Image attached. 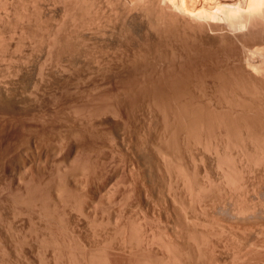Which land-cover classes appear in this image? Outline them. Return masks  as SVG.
Wrapping results in <instances>:
<instances>
[{"label": "rangeland", "instance_id": "374dc122", "mask_svg": "<svg viewBox=\"0 0 264 264\" xmlns=\"http://www.w3.org/2000/svg\"><path fill=\"white\" fill-rule=\"evenodd\" d=\"M248 2L247 0L245 5ZM262 3L254 0L247 5L248 8L250 7L253 10L249 8V11L247 10L246 12L242 11L246 7L244 4L240 5L245 6L244 8L241 7V11H239L240 6L237 5L239 6L237 8L238 11L237 9L233 10L235 14L232 16L228 15V24L223 27L226 24L223 21L222 28L220 27L222 22L218 24L220 28L218 26L216 28L218 31L221 29L219 32L216 28H211V30L202 31L201 35L199 33H196V35L191 33L184 34L182 33L183 29H179V26V31L182 29L178 34L181 40L174 41L175 39H172V34H170L172 41L169 35L166 36L169 37L170 40H168L171 42L166 43L168 45L164 44L167 42L165 41L167 38L165 37L164 39V36L162 39L151 42L150 40H142L138 36L132 37L130 35L123 41L111 38L110 40L113 41L111 42L108 38L106 43L98 45L96 50H91L87 53L91 61L86 59L85 54H76V56L83 55V59H86L91 65L97 58L101 60L99 62L101 66L96 65V67L98 66L97 68H100L99 71L94 63L91 68L93 72H96L92 73L90 71V74L89 70L91 68L84 61L80 62L75 59L76 63L72 64V66L70 63L65 64L66 72L64 71L62 74L56 72L57 78L56 73L52 74V67L50 69L49 65V70L48 67H45V70L47 69L46 72L49 71L48 75L44 70V74L47 77L42 83L43 85L40 84V67H42L46 57L43 43L38 40L40 42L36 45L44 49L41 48V50L39 49L40 51L33 50V52L29 50V42L25 40L24 43L22 41L21 45H18V47H23L21 49L17 48L18 35L10 40L12 50H16V53L14 51L10 53L14 55H12V58L14 57L13 59L19 63L15 61V64H13L7 59L4 62L5 65L0 62V70L7 72L9 71L8 67L11 65L9 67L13 71H9L11 75L22 65L20 62L23 60L22 58H27L26 56L31 52L33 56H30L33 59H29V69L24 70V72L29 73V77L25 81L23 80L24 83H22V87L24 86L23 89L26 91L23 102H29V105L25 106L28 110L25 107L23 108L24 110L19 107L17 109H0V118L1 115L3 116V119H0V127L4 128H0V264H163V262H165L164 264H238V262L239 264H264L263 231H259L260 228H258L257 224H249L248 222H244L245 224L241 222L240 224L239 222L238 225L237 222H233L229 217H226L229 215V213L227 214L228 208L233 207V204L236 205L235 202L237 201V203L241 202L239 206L244 205V202L246 205V199L248 201L247 204L251 203L252 200L256 202H252L253 204L260 205V201L264 203V199L261 200L264 198V188H262L264 179H255L261 176L264 177V164H262V172L260 173L259 168H261V165L259 164L260 166H258L255 159V161L252 160L254 162L252 165L248 163L250 167L247 165L245 167L242 164L246 160H243L242 156L237 155L243 162L240 167L238 164L241 162L239 163L238 157L233 155V153L235 155L239 153L237 152V147H240L239 149L241 147L244 149L247 145L250 147L248 142L245 145L244 142H241L242 139L245 142L247 141V138L245 140L247 131H250L248 135L250 133L253 136L252 139L257 137L261 138L259 141L263 139L262 145H264V0ZM259 7L262 11H258L260 10L258 9ZM54 9L57 10L55 11ZM54 9L53 12L51 9V13L49 11L48 15L44 13L47 18H43L44 21L47 20V23L43 21L44 24L50 22L49 25L51 26V24L55 23L52 22L53 18H59L60 7L54 6ZM49 13H53L52 18ZM50 18L52 21H50ZM226 20L225 22H227ZM14 22H11L10 25H14ZM41 26L45 29L47 25L41 24ZM43 29H41V32ZM176 31L178 32L177 29ZM41 32L38 33L39 36H41ZM175 34L177 33L175 32ZM178 35L175 38L179 40ZM195 36L197 37L195 38ZM198 37L201 38L199 39ZM192 39L197 41L193 42ZM182 40H184L183 43ZM130 41L135 43L133 44ZM123 42L127 44L125 45ZM172 43H177V45ZM118 45L120 47L123 46V49ZM127 45L130 46L128 47ZM37 46L35 47L36 49H38ZM167 46H172L175 49V54L171 52L173 51L172 47L167 48ZM116 48L119 49L117 50ZM138 49L141 52H145L141 53ZM155 49L157 52L159 50V52L157 53ZM93 51L96 52L97 57ZM102 52L104 53L103 55ZM92 53L96 59L91 55ZM114 53L116 54L113 55ZM155 53L160 54L158 56ZM143 54L146 57L149 55L148 57L152 59L150 60L147 57L149 60H146ZM122 55H125V57ZM115 56L117 59L120 58L118 59L120 62H117ZM133 56L138 58L135 59ZM33 60L36 61L34 62ZM31 61L32 63L34 62L33 65ZM128 61L134 65L126 66ZM84 63L87 67L83 66ZM73 65L76 66L74 67ZM123 65L128 67L129 71H123L127 69ZM4 66L6 67L5 69H3ZM14 66L16 69H14ZM135 66L137 69H133ZM72 67L76 70L82 67L84 70H88L86 72L79 70L81 73L77 71V74H75V71L71 73V71L75 70ZM101 67L105 71L109 69L112 71L114 68L115 70L113 71L118 75L112 73L113 71L109 75L107 71V75L105 73L103 76L105 71ZM129 67L133 68L130 69ZM116 68H122V70H117ZM155 68L160 73H154ZM101 70L103 72L98 76L97 74H100ZM82 71H84L83 74L85 75L82 74ZM69 72L71 79L68 75ZM126 72L131 75L126 74ZM175 72L176 74L178 73V78L175 77ZM66 73L65 78L63 74ZM78 74H82L83 78H80ZM122 74L125 75L120 77ZM148 74L150 77H148ZM156 74L158 75L157 77ZM59 75L64 78L62 76L59 77ZM77 75L78 77H76ZM88 75H93L92 77L90 76L92 79L89 81H87L89 79ZM152 75L154 78L151 77ZM102 76L105 78L104 80H108L104 82ZM143 76L146 77V80ZM159 76L162 80L159 79ZM99 77L104 83L99 80ZM168 77L172 79H168ZM174 77L178 80L173 79ZM77 78L83 81L77 80ZM92 80L96 83L94 82L93 84ZM169 80H172V83ZM220 80L224 81L221 84L225 86L220 83H218L220 85L217 84ZM48 81L50 82L49 85H47ZM98 81H100V84ZM35 82L37 83L36 86ZM152 82L156 87L159 86L158 88L161 91L151 85ZM45 84L47 85L46 88ZM175 84V89L178 88L179 91L177 89L176 91L175 89L173 90ZM58 85L60 87H57ZM169 85L172 86L171 89L168 88ZM34 86L36 88V90L34 89L35 91L32 89ZM102 86H106V88H102ZM220 87L221 91L219 92ZM157 90L161 92L157 102L162 105L160 111L162 110L163 113L158 112L160 106L157 105L156 107V102L153 105V98L156 94L153 95L150 92L156 93ZM142 91L146 92H143L145 95L141 93ZM173 91L175 92L174 94ZM222 91L225 92L223 93ZM30 92H32V97H30ZM215 92L218 95L214 94ZM167 93L169 95L172 94L173 97L175 96V99L179 94H182L180 95L182 98L180 99L179 97L175 101L172 97L174 100H170L171 96ZM219 93H223V95L221 94L222 97H220ZM225 93L227 96H225ZM134 94L137 98L133 96ZM148 94L152 97V101L148 98ZM208 94L212 97H218L209 99ZM28 95L30 96L28 97ZM139 95L144 96V99H140L142 96L138 97ZM35 97L36 99L38 97L37 101ZM145 97H147L146 101ZM154 100H156V97ZM31 101L32 104H30ZM37 102H42V104ZM154 107L156 108L154 109ZM178 113L184 115L177 116L179 115ZM192 115L194 118H191ZM4 117L6 118L4 119ZM178 119H182L181 122L179 121L181 123L179 124L180 126H182L183 121L187 125L190 119L192 121L195 119L196 126L190 120L192 122L190 124L193 126L194 123V128H197H192L196 130V132L194 131L195 135L192 130L190 132L194 136L190 135V140L192 141L187 142L190 144L185 142L187 141L185 140L186 130L184 129L185 133H179L182 127L180 129L177 126L178 123L177 125L175 124L178 128L174 127L173 123L177 122ZM167 124L168 128H166ZM172 125L175 129L171 131L170 129H173V127H170ZM189 126L187 128L190 131ZM177 129L180 130L176 131ZM248 135L246 137L251 140L249 138L251 136ZM194 138L196 141L193 140ZM255 146H259V144ZM215 151H219V156H223V159L225 158L224 162L228 160V163H224L222 168H227L228 171L231 169V173L228 172L231 176L234 170H232V167L228 168L231 164V166L233 164L236 166V163H238L239 169L244 171H241L243 172L242 174L237 166L235 167L240 173L238 175L235 169L236 172L234 171V173H237L235 174V180L237 182H234L235 180H232V177L228 174L233 186H226L228 185L227 180L231 184V181L227 178L228 176L226 177V182L222 181L224 178L222 176V168L218 169L215 166L217 165L215 164L217 161L214 159L216 156ZM242 151L239 154L242 155ZM252 151H254V156L255 153H260L261 149L257 152L255 150ZM211 152L214 156H211ZM262 153L264 154V152ZM262 153L261 157L259 156L261 160L263 157ZM251 154L250 156L252 157ZM232 155L234 158L237 157L234 162H232ZM247 155L246 157H249V154ZM257 156L258 154L254 157ZM246 157L244 156L243 158ZM251 157L246 162L248 160L252 162L251 159L254 157ZM1 159L4 160L1 161ZM8 159H13L14 161H9ZM262 161L258 162L262 163ZM162 164L165 166L162 167ZM166 166L169 167L167 168ZM251 166L252 170H250ZM254 166H258L259 171ZM255 171L257 175L253 174ZM170 174H172V179L174 180L171 179L172 183H178L179 187L176 188V184H174V188L171 187ZM248 176H253L252 178L250 177L251 181H249ZM184 178H186L185 181ZM176 179H179V181ZM255 180H257L258 184ZM262 180L263 182L261 183ZM248 182H251L250 185ZM211 183L212 186L210 187ZM222 183H224V186H222ZM260 183L261 186H259ZM183 185H186L185 188H183ZM243 185H247L249 189L247 187L245 189ZM251 185H255L253 186L254 188ZM256 185L257 187L259 186L257 189ZM168 186L173 188V190L175 189L174 191L172 190L174 193H170L171 190ZM241 186H243L245 194L242 190L239 193L240 189H242ZM186 187H188V191ZM199 187L201 190H199ZM251 188L252 190L255 189V193H253ZM225 189L228 193H226ZM233 189L237 191L239 189V194L237 191V194H235ZM168 190L170 191L168 192ZM228 194L234 199L232 200ZM239 195L244 197H240V199ZM246 195H251L253 198ZM258 195L259 197H257ZM171 197H174V199ZM236 197L238 200L235 199ZM222 198L224 199L223 201ZM256 198L260 200L257 199V201ZM225 200H227V204ZM234 200L235 202L233 203ZM230 202L233 204L231 205ZM219 204L222 205L220 206ZM261 205L264 206V204ZM203 206L205 209L202 208ZM191 223H194L193 226ZM215 223L219 226H216ZM230 232L232 235L229 234ZM224 233L228 234L223 235ZM245 234L247 235L245 236ZM152 236H154L155 241H152ZM235 238L241 239L236 240ZM231 242H233L234 246ZM244 242L245 246L243 245ZM251 242L253 244L256 242V249H252L255 247H251L254 246ZM237 244L238 246H236ZM167 245L169 247L168 251H166ZM230 247H234V250ZM237 247L240 249L239 251H237ZM257 248L260 250H257ZM246 249L248 250L244 251ZM245 254L248 255L246 256ZM169 256H174V258ZM243 256L247 259L244 258L243 260Z\"/></svg>", "mask_w": 264, "mask_h": 264}, {"label": "bare ground", "instance_id": "6f19581e", "mask_svg": "<svg viewBox=\"0 0 264 264\" xmlns=\"http://www.w3.org/2000/svg\"><path fill=\"white\" fill-rule=\"evenodd\" d=\"M25 1V2H24ZM241 1H242V3H241ZM245 0H0V62H3V65H5L4 64V62L8 59V60H10V62H13V64H15V61L16 60H14L13 58H12V55L13 54H11L10 52L11 51H14L15 53H16V50H12V44L10 43V40H12V39H14V37L15 36H19V38L17 39V40H19L17 43H16V46H17V48L18 49H21V47H23V46H21V47H18V45H21L20 43H22V41H23V43H24V40L25 41H28L29 42V50L30 51H33V50H41V48H43V47H41L40 46V48H39V45L37 46L36 44H38L40 41V43H43V46H44V48H45V51H46V57H45V55H44V57H45V61H44V63L42 64V67H40L41 68V72H40V84H42L44 81H45V78L47 77V73L49 72H46V70H45V67H48V70H49V65H50V69H51V67H52V74H54V73H64V71H65V67H66V65L65 64H68V63H70L71 64V66H72V64H75L76 63V61H74L75 59L77 60V61H84L85 63H86V65L89 67V68H91V66L94 64L95 65V67H96V65H100V63L99 62H101V60H99L98 58H97V60H99V61H97V60H95L94 62H93V64L91 65L86 59H89L88 58V56H87V53H89L91 50H96V48H97V46L98 45H101V44H103V43H106V39H108V40H110L111 38L113 39V38H116V39H119V41L120 40H124V39H127L128 37H129V35L130 36H138V37H140L142 40L143 39H145V40H150V42L151 41H154V40H158V39H162V37L165 39V37L166 36H168L169 35V37H170V39H171V36H170V34H172V39H175L174 41H180L181 40V38H180V36L178 35L179 34V32H181V30L183 29V31H182V33H184V34H186V33H191V34H195L196 35V33H203L204 31H207V29L208 30H211V28H216L217 26H218V24L219 23H221L222 25L220 26L221 28H222V26H223V24L224 23H226V24H224V26L223 27H225V25H227L228 24V15L230 14L231 16L233 15V14H235V13H233V10H236L240 5H242V4H246L245 2H247V0L244 2ZM249 2H248V4H251L254 0H248ZM263 1V0H262ZM262 1L261 0H255V2H261L262 3ZM251 2V3H250ZM23 3V4H22ZM239 3H241V4H239ZM247 4V5H248ZM22 5V6H21ZM237 5H239V6H237ZM247 5H245V6H240V9H239V11H241V7H245V10H243L242 9V11H249V8H248V6ZM262 5H263V3H262ZM19 6L21 7L20 9H19ZM54 6H59L60 7V10H59V13H58V17L59 18H53V21L51 20V18L53 17L52 15H53V13L52 14H50L51 13V9H52V12H53V9H54ZM237 6V7H236ZM250 6V5H249ZM52 7V8H51ZM260 7H262L261 5H260ZM260 7L258 8V9H260ZM55 8H57V7H55ZM55 10V9H54ZM57 10V9H56ZM55 10V11H56ZM250 10H253V9H251L250 8ZM50 11V16H51V18H50V21H52V22H55V23H53V25L51 24V26L49 25L50 24V22L48 23V24H44L43 23V18H46V15L45 14H47L48 15V12ZM237 11H238V9H237ZM258 11H262L261 9L260 10H258ZM45 13V14H44ZM242 13V12H241ZM36 14H37V16H36ZM238 14V13H237ZM56 15V14H55ZM229 15V16H230ZM226 17V18H225ZM225 18V19H224ZM47 19V18H46ZM45 19V20H46ZM227 19V20H226ZM225 20L227 21V22H225ZM15 21V22H14ZM223 21H224V23H223ZM11 22H14L13 24L14 25H10L11 24ZM42 22V23H41ZM45 23H47V20L46 21H44ZM51 22V23H52ZM41 24H43L44 26L45 25H47V26H45V29H43L42 28V26H41ZM10 25V26H9ZM180 26V27H179ZM218 26V27H219ZM178 27H179V29L180 28H182L180 31H179V29H178ZM219 27V28H220ZM43 29L44 30V33H43V30H42V32H41V29ZM178 30V32L176 31V29ZM216 30L218 31V29L216 28ZM215 30V31H216ZM203 31V32H202ZM217 31H216V33H217ZM219 31H221V29H219ZM218 31V32H219ZM39 32H41V36H39ZM67 32V33H66ZM175 32L177 33V34H175ZM210 32V31H209ZM213 32V31H212ZM129 33V34H128ZM208 33V32H207ZM173 34H174V36H173ZM200 34V35H201ZM179 36V40L177 39V38H175L176 36ZM205 35V34H204ZM210 35V34H209ZM211 35H216V34H211ZM218 35H220L219 33H218ZM217 35V36H218ZM199 36V35H198ZM39 37H40V39H39ZM169 37H166L167 39L165 40V41H167V42H165L164 44L165 45H168V44H166V43H168L169 42ZM197 36H195V38H196ZM204 37V36H203ZM220 37V36H219ZM16 38V37H15ZM199 38V37H198ZM198 38H197V40H198ZM201 38V37H200ZM199 38V39H200ZM209 38V37H208ZM137 39V38H136ZM169 39V40H168ZM172 39H171V41H172ZM177 39V40H176ZM205 39V38H204ZM38 40H40L39 42H38ZM107 40V41H108ZM115 40V39H114ZM133 40V39H132ZM196 40V41H197ZM111 41V40H110ZM129 41V40H128ZM173 41V42H174ZM183 41L184 40H182V43H183ZM192 41L193 42H196V41H194V39H192ZM111 42H113V41H111ZM127 42V41H126ZM130 42H132V41H130ZM159 42H161V41H159ZM159 42H157V43H159ZM162 42H163V40H162ZM190 42V41H189ZM26 43V42H25ZM123 43H125V42H123ZM133 43V42H132ZM135 43V42H134ZM133 43V44H134ZM137 43V42H136ZM169 43H171V42H169ZM179 43V42H178ZM182 43H181V45H182ZM110 44V43H109ZM117 44H119V43H117ZM127 43H125V45H126ZM143 44V43H142ZM147 44V43H146ZM162 44V43H161ZM173 44V43H172ZM177 45V43H174L173 45ZM180 44V43H179ZM178 44V45H179ZM24 46H25V44H23ZM38 47V49H36L35 47L36 46ZM40 45H42V44H40ZM120 45V44H119ZM118 45V46H119ZM136 45V44H135ZM149 45V44H148ZM27 46V45H26ZM111 46H112V44H111ZM117 46V47H118ZM128 46V45H127ZM130 46V45H129ZM128 46V47H129ZM139 46V45H138ZM137 46V48H139ZM155 46H156V44H155ZM163 46V45H162ZM28 47V46H27ZM115 47V46H114ZM120 47V46H119ZM123 47V46H122ZM122 47H120V48H122ZM126 47V46H125ZM145 47V46H144ZM171 48L172 46H167V48ZM177 47V46H176ZM175 47V48H176ZM16 48V47H15ZM16 48V49H17ZM35 48V49H34ZM43 48V49H44ZM100 48V47H99ZM163 48V47H162ZM117 50L119 49V48H116ZM123 49V48H122ZM161 49V48H160ZM172 49H173V47H172ZM172 49H169V50H172ZM25 50V49H24ZM39 50V51H40ZM103 50V49H102ZM141 50H142V48H141ZM156 50V49H155ZM162 50V49H161ZM174 50L175 49H173V51H171V52H173L172 54H175L174 53ZM18 51V50H17ZM20 51H22V50H20ZM104 51V50H103ZM107 51H108V49H107ZM120 51H122V50H120ZM127 51V50H126ZM130 51V50H129ZM138 51H140L139 49H138ZM34 52V51H33ZM38 52V51H37ZM94 52V51H93ZM99 52H100V49H99ZM99 52H97L98 53V55H100L99 54ZM116 52V51H115ZM124 52V51H123ZM128 52V51H127ZM126 52V53H127ZM141 52V51H140ZM142 52H145V51H142ZM141 52V53H142ZM156 52H157V50H156ZM158 52H159V50H158ZM157 52V53H158ZM13 53V52H12ZM18 54H19V52H17ZM36 53V52H35ZM39 53V52H38ZM44 53V52H43ZM78 53H80V54H85V56H86V59L84 60L83 58V55H79V56H76V54H78ZM95 53V55H96V52H94ZM118 53V52H117ZM122 53V52H121ZM125 53V52H124ZM133 53H134V50H133ZM137 53H139V52H137ZM141 53H139V54H141ZM157 53H155V54H157ZM33 53L31 52L28 56H26L27 58H22L21 60L22 61H20L21 63H22V65H21V63H20V65L22 66H20L18 69H16L15 68V66H14V69H16L15 71L16 72H14L13 74L11 73V75L9 74V71H11V72H13L9 67L11 66H9L8 67V69H9V71H7V72H4V71H2V70H0V109H17V107H19V108H24L27 104L29 105V102L27 103V102H23V97L25 98V90L23 89V87H22V83H24L23 82V80L25 81L26 80V78H28L29 77V73L27 72H24V70H28L29 68H28V65H29V59L33 56L32 55ZM40 54V53H39ZM104 53L102 52V55H103ZM109 54V53H108ZM107 54V55H108ZM116 53H114L113 55H115ZM128 54H129V52H128ZM152 54V53H151ZM150 54V55H151ZM160 54V53H159ZM159 54H157L158 56H159ZM30 55H32V56H30ZM93 57H94V55H93V53L91 54ZM106 55V54H105ZM111 55V54H110ZM144 55V57H146L145 56V54H143ZM154 55V54H153ZM14 56V55H13ZM122 56H124L125 57V55H122ZM136 56V55H135ZM135 56H133L134 58H135ZM139 56V55H138ZM142 56V55H141ZM141 56H140V58H141ZM149 55H147V57H148ZM157 56V57H158ZM20 57H21V55H20ZM43 57V58H44ZM96 57H97V55H96ZM112 57V56H111ZM143 57V56H142ZM146 57V60H149L148 58ZM152 57V56H151ZM153 57H155V56H153ZM15 58H16V54H15ZM37 58H38V56H37ZM37 58H36V60H37ZM41 58V57H40ZM105 58V57H104ZM115 58H116V56H115ZM136 58H138V57H136ZM135 58V59H136ZM158 58H160V57H158ZM14 61H13V60ZM33 58H31V60H32ZM39 59V58H38ZM94 59H96L95 57H94ZM107 59V58H106ZM105 59V60H106ZM111 59V58H110ZM117 59V58H116ZM118 59H120V58H118ZM118 59H117V62H120V61H118ZM127 59H128V57H127ZM131 59H132V57H131ZM143 59V58H142ZM152 59V58H151ZM150 59V60H151ZM12 60V61H11ZM35 60V61H36ZM90 60V59H89ZM122 60V59H121ZM129 60V59H128ZM134 60V59H133ZM34 61V60H33ZM34 61V62H35ZM41 61V60H40ZM91 61V60H90ZM107 61V60H106ZM116 61V60H115ZM115 61H112V62H115ZM135 61H137V60H135ZM160 61V60H159ZM158 61V62H159ZM9 62V61H8ZM7 62V63H8ZM17 62V61H16ZM33 62V63H34ZM125 62V61H124ZM138 62V61H137ZM143 62H144V60H143ZM149 62V61H148ZM154 62V61H153ZM165 62V61H164ZM164 62H163V64H164ZM17 63H19V62H17ZM33 63H32V61H31V64L33 65ZM37 63H38V61H37ZM85 63L83 64V66L85 65ZM97 63V64H96ZM145 63V62H144ZM11 64V63H10ZM77 64H79V63H77ZM133 64V63H132ZM132 64H130L129 63V61H128V65H126V66H130V65H132ZM138 64V63H137ZM156 64H157V61H156ZM2 65V66H3ZM8 65H9V63H8ZM37 65V64H36ZM85 65V67H87ZM110 65H111V63H110ZM113 65V64H112ZM134 65V64H133ZM135 65H136V63H135ZM145 66H146V64H144ZM159 65H160V63H159ZM13 66V65H12ZM17 66H19V65H17ZM38 66V65H37ZM36 66V67H37ZM41 66V65H40ZM74 66V65H73ZM76 66V65H75ZM74 66V67H75ZM101 66V65H100ZM103 66V65H102ZM123 66H125V65H123ZM125 66V67H126ZM142 66V65H141ZM156 66V65H155ZM160 66H162V64L160 65ZM160 66H159V68H160ZM6 67H7V65H6ZM5 66H4V68L3 69H5L6 68ZM70 67V66H69ZM74 67H72V68H74ZM79 67H81V66H79ZM94 67V66H93ZM98 67V66H97ZM96 67V69L99 71V69L100 68H97ZM110 67H112V66H110ZM119 67H121V66H119ZM124 67V69H126V70H123V71H127L128 70V67H126L125 68ZM138 67V66H137ZM143 67V66H142ZM68 68V67H67ZM71 68V67H70ZM70 68H68V69H70ZM78 68V67H77ZM83 68V67H82ZM80 69V68H78L77 70L75 69V70H73V72L71 71V73H74V71H75V74H77V71H79V70H84V68L83 69ZM102 68V67H101ZM105 68V67H104ZM130 68V67H129ZM133 68V67H132ZM132 68H130V69H132ZM154 68V67H153ZM158 68V67H157ZM158 68V69H159ZM39 69V68H38ZM68 69H66V70H68ZM93 69H95V68H93ZM103 69V68H102ZM117 70L119 69V68H116ZM133 69H137L136 68V66H135V68H133ZM156 69V68H155ZM162 69V68H161ZM33 70V69H32ZM44 70H45V73L47 74V75H45L44 74ZM88 70V69H87ZM86 69L84 70L85 72L87 71ZM104 70V69H103ZM113 70H115L114 68L112 69V71ZM119 70H122V68H120ZM157 70V69H156ZM155 70V72L154 73H157L158 72V70L156 71ZM69 71V70H68ZM84 71H82V74L84 73ZM90 71H92V73H95V72H93V70H92V68L89 70V73H90ZM97 71V72H98ZM105 71V70H104ZM109 73V75H110V72H112V71H110V69L109 70H107ZM107 71H105V72H103L102 70L100 71V74H97L98 76L99 75H101L102 74V72L104 73L103 74V76L105 75V73L107 72ZM122 71V72H123ZM129 71V70H128ZM133 71V70H132ZM139 71V70H138ZM152 71V70H151ZM37 72V71H36ZM66 72V71H65ZM80 72V71H79ZM140 72V71H139ZM138 72V73H139ZM39 73V72H38ZM57 73H56V76H57ZM68 73V72H67ZM67 73L66 74H63L64 75V77H65V75H67ZM81 73V72H80ZM99 73V72H98ZM112 73H114L115 74V71H113ZM124 73V72H123ZM137 73V72H136ZM142 74H143V72H141ZM149 73H151V72H149ZM158 73H160V72H158ZM157 73V74H158ZM163 73V72H162ZM33 74V73H32ZM81 74V75H82ZM91 74V73H90ZM95 74V75H96ZM117 74V73H116ZM115 74V75H116ZM126 74H129V73H127L126 72ZM140 74V73H139ZM147 74V73H146ZM156 74V77L158 76ZM174 74V73H173ZM173 74H171L172 76H173ZM175 74H176V72H175ZM178 74V73H177ZM177 74H176V76L175 77H177ZM69 76H70V72H69V74H68ZM79 75V74H78ZM78 75L76 76V77H78ZM81 75H79V77L81 78L82 76ZM83 75H85V74H83ZM96 75V76H97ZM106 75H107V73H106ZM112 75V74H111ZM118 75V74H117ZM123 75H125V74H122V76L120 75V77H123ZM129 75H131V74H129ZM134 75V74H133ZM149 75V74H148ZM154 75V74H153ZM153 75L151 76V77H153ZM163 75V74H162ZM162 75H160V76H162ZM38 76V75H37ZM60 76H62V75H59V77ZM68 76V77H69ZM89 76V75H88ZM91 77L93 76V75H90ZM90 76L88 77L89 79L87 80V81H89V80H91L92 78H90ZM95 76V77H96ZM103 76H102V79H103V81L104 82H106L107 80H104L105 78H103ZM159 76V77H160ZM168 76V75H167ZM49 77V76H48ZM63 77V76H62ZM63 77V78H64ZM86 77V76H85ZM84 77V78H85ZM106 78H107V76H105ZM111 77V76H110ZM113 77V76H112ZM119 77V78H120ZM126 77V76H125ZM133 77H135V76H133ZM137 77H138V74H137ZM140 77V76H139ZM144 77V76H143ZM148 77H150V75L148 76ZM165 77H166V75H165ZM173 78V79H177V78ZM37 78V77H36ZM54 78V77H53ZM57 78H58V76H57ZM66 78V77H65ZM73 78H74V76H73ZM83 78V77H82ZM87 78V77H86ZM85 78V79H86ZM96 78H98V77H96ZM109 78V77H108ZM127 78H129V77H127ZM132 78V77H131ZM154 78V77H153ZM167 78V77H166ZM47 79H49V78H47ZM56 79V78H55ZM69 79V78H68ZM70 79H71V76H70ZM69 79V80H70ZM79 78H77V80H78ZM84 79V80H85ZM110 79V78H109ZM112 79V78H111ZM114 79H115V77H114ZM143 79V78H142ZM144 79L146 80V77H144ZM150 80H151V78H149ZM149 79H148V81H149ZM157 80H158V78H156ZM159 79H161V77L159 78ZM168 79H172V78H170V77H168ZM167 79V80H168ZM220 79V78H219ZM28 80V79H27ZM50 80V79H49ZM56 80H58V79H56ZM55 80V81H56ZM65 80V79H64ZM76 80V79H75ZM79 80H82V79H79ZM98 80V79H97ZM99 80L101 81V78L99 77ZM162 80V79H161ZM178 80V79H177ZM218 80V79H217ZM216 80V81H217ZM37 81V80H36ZM53 81V80H52ZM59 81V80H58ZM63 81V80H62ZM61 81V82H62ZM83 81V80H82ZM86 81V82H87ZM100 81H98L99 82V84H100ZM103 81H101L102 83H104ZM143 81V80H142ZM153 81V80H152ZM169 81H171L170 83H172V80H169ZM168 81V82H169ZM175 81V80H174ZM29 82V81H28ZM34 82V81H33ZM39 82V81H38ZM46 82H47V80H46ZM45 82V83H46ZM68 82V81H67ZM93 84H94V82L95 81H91ZM145 82V81H144ZM150 82V81H149ZM149 82H148V84H149ZM157 82V81H156ZM158 82H160V81H158ZM214 82H215V80H214ZM213 82V83H214ZM221 82L223 83L224 81H221L220 80V82H217V84L218 83H220L221 84ZM49 81H48V84L47 85H49ZM52 83V82H51ZM60 83V82H59ZM66 83V82H65ZM96 83V82H95ZM179 83V82H178ZM39 84V83H38ZM45 84V88H46V85ZM58 84V83H57ZM98 84V85H99ZM110 84V83H109ZM146 84H147V82H146ZM151 84V83H150ZM156 84V83H155ZM165 84V83H164ZM163 84V85H164ZM215 84V83H214ZM217 84H216V86H217ZM220 84H218V85H220ZM37 85V83L35 82V86ZM43 85V84H42ZM151 85H153V86H155L156 87V85H154L153 84V82H152V84ZM161 85V84H160ZM173 85V84H172ZM221 85H223V84H221ZM227 85V84H226ZM33 86V85H32ZM35 86H34V88H32L33 90L35 89L36 90V88H35ZM96 86H97V84H96ZM111 86V85H110ZM109 86V87H110ZM162 86V85H161ZM165 86H166V84H165ZM168 86V85H167ZM223 86H225V85H223ZM30 87V86H29ZM38 87V86H37ZM50 87V86H49ZM57 87H60L59 85L57 86ZM98 87V86H97ZM101 87V86H100ZM99 87V88H100ZM159 87V86H158ZM158 87H156V88H158ZM162 87H164V86H162ZM175 87H176V84L174 85V88H173V90L175 89ZM219 87V86H218ZM217 87V88H218ZM222 87V86H221ZM221 87H220V90H219V92L221 91ZM39 89H40V87H38ZM102 88H106V86H102ZM153 88V87H152ZM161 88V87H160ZM168 88H172V86H170L169 85V87ZM26 89V88H25ZM29 89V88H28ZM50 89V88H49ZM159 89V88H158ZM162 89V88H161ZM177 90H178V88H176ZM176 89H175V91H176ZM223 89V88H222ZM34 90V91H35ZM43 90H44V88H43ZM150 90H152V89H150ZM149 90V91H150ZM164 90V89H163ZM224 90V89H223ZM29 91H31L30 89H29ZM45 91H46V89H45ZM155 91V90H154ZM159 91H161L160 89H159ZM179 91V90H178ZM218 91V90H217ZM226 91V90H225ZM224 91V92H225ZM28 92V91H27ZM37 92V91H36ZM35 92V93H36ZM143 92H145V91H142L141 93L142 94H144L145 95V93H143ZM163 93H164V91H162ZM172 92V91H171ZM223 92V91H222ZM223 92V93H224ZM31 94V96L30 95H28V97L30 96V97H32V92H30ZM38 93V92H37ZM47 93V92H46ZM140 93V92H139ZM150 93H152L153 95L154 94H156L155 96H154V98L156 97V100H154V98H153V101H154V104L153 105H155V102L157 103L155 106L157 107V105L158 106H160V108H159V110H158V112H162V110L160 111V109H161V106L162 105H159L158 104V102L157 101H159V99H158V97L159 96H161L160 94H161V92H158V90L156 91V93L154 92H150ZM160 93V94H159ZM162 93V94H163ZM170 93V92H169ZM175 92L173 91V94H174ZM223 93H221L222 95H223ZM34 94V93H33ZM168 94V93H167ZM176 94H179V93H176ZM210 94V93H209ZM208 94V96H206V97H208L209 99L210 98H213L212 96H210ZM214 94H217L216 92L214 93ZM213 94V95H214ZM220 94V93H219ZM220 94V97H222V95ZM151 95V94H150ZM152 95V96H153ZM166 95V94H165ZM169 95V94H168ZM180 95H182V94H179V96L177 97V95H176V99H178L179 97H180V99L182 98V96H180ZM218 95V94H217ZM34 96V95H33ZM37 96V95H36ZM133 96H136L135 94L133 95ZM142 95H139L138 97H141ZM169 96H171V98H170V100H172L173 98L175 99V96L173 97L172 96V94L171 95H169ZM225 96H227V94L225 93ZM129 97V96H128ZM163 97V96H162ZM173 97V98H172ZM216 97H218V96H216ZM216 97H214V98H216ZM27 98V97H26ZM34 98V97H33ZM136 98H137V96H136ZM144 99V96H142L140 99ZM146 98L147 97H145V101H146ZM148 98L149 99H151L152 97H150L149 96V94H148ZM27 99H29V98H27ZM37 99H38V97H37ZM37 99H36V97H35V100L37 101ZM158 99V100H157ZM168 99H169V97H168ZM173 99V100H174ZM176 99H175V101H176ZM31 100V99H30ZM33 100V99H32ZM161 100V99H160ZM165 100V99H164ZM167 100V99H166ZM38 101H40V100H38ZM149 101V100H148ZM151 101H152V99H151ZM150 101V102H151ZM168 101V100H167ZM35 102V101H34ZM161 102H162V100H161ZM37 103H39V102H37ZM41 104H42V102H40ZM39 103V104H40ZM153 103V102H152ZM163 103V102H162ZM161 103V104H162ZM30 104H32V101L30 102ZM27 105V106H28ZM33 107V106H32ZM31 107V108H32ZM35 107V106H34ZM156 107H154V109L156 108ZM25 109L26 110H28V108H26L25 107ZM34 109V108H33ZM158 109V108H157ZM24 110V109H23ZM154 111V110H153ZM156 112V111H155ZM163 113V112H162ZM28 114V113H27ZM156 114H158V113H156ZM159 114H161V113H159ZM179 114V113H178ZM162 115V114H161ZM184 115V114H183ZM183 115H181V114H179V115H177V116H183ZM159 116V115H158ZM3 116L1 115V118H2ZM7 117V116H6ZM6 117H4V119L6 118ZM9 117V116H8ZM156 117V116H155ZM160 117V116H159ZM186 117V116H185ZM0 118V119H1ZM157 118V117H156ZM175 118H176V116H175ZM178 118H180V117H178ZM187 118H188V115H187ZM189 118H190V116H189ZM191 118H194V116L192 115L191 116ZM3 119V118H2ZM1 119V120H2ZM196 119V118H195ZM195 119H193V121L192 122H194L195 121ZM189 120V119H188ZM189 120V123H187V125H185V123H184V121H183V124H182V126H180L179 124H181L180 122L182 121V119H178V121L177 122H175V123H173L174 124V127L177 125V123H178V125L177 126H179V128L181 129V127H182V129L180 130V129H177L176 131H179V133L181 132V133H185V130H186V137H188L187 139H186V137H185V140H187V141H185L186 143L187 142H190V141H192V140H190V135L195 131L196 132V130H193L192 128H194L195 126H196V123H195V126H194V123H193V126H192V124H190V121ZM180 121V122H179ZM186 122V121H185ZM191 122V123H192ZM11 124V123H10ZM176 124V125H175ZM1 125V124H0ZM12 125V124H11ZM171 125V124H170ZM190 125V126H189ZM5 126V125H4ZM176 126V127H177ZM184 126V127H183ZM190 127V131H189V129L187 128V127ZM2 127V126H1ZM0 127V128H1ZM9 127V126H8ZM12 127V126H11ZM170 127V126H169ZM173 127V125L170 127V128H172ZM173 127V129H170L171 131L172 130H174L175 128ZM198 127V126H197ZM166 128H168V124H167V126H166ZM165 128V129H166ZM178 128V127H177ZM187 128V129H186ZM1 129H4V128H1ZM165 129H164V131H165ZM185 129V130H184ZM194 129H197V128H194ZM167 130V129H166ZM169 130V131H170ZM191 130H192V133H190L191 132ZM188 131V132H187ZM245 131V130H244ZM195 132H194V135H195ZM243 132V131H242ZM246 132V131H245ZM248 132H250V131H247V133H245V134H247L248 135ZM9 133V132H8ZM188 133H190L189 135H188ZM252 133V132H251ZM242 134V133H241ZM246 135V136H247ZM163 136V135H162ZM162 136H160V138L161 139H163V137ZM192 136H193V134H192ZM191 136V138H193ZM245 136V135H244ZM243 136V137H244ZM245 136V140H246V138H247V141L245 142V141H243L244 139H242V141L241 142H244V145H245V143H249V145H250V147L247 145V147L246 148H244V149H242V147H241V149L242 150H244V151H242L241 149H239L240 147H237L238 149H237V152H239L240 153V151H242V155L241 154H239V153H236V155H235V153H233V155L234 156H242L241 158L243 159V160H246L247 161V159L249 158L250 159V154H251V152H252V157H254L256 154H258V156L257 157H254V158H252L251 159V161L252 160H256V164L258 163V166H260L261 165V168H259L260 169V173L262 172L261 170H262V164H264L263 162L264 161H262V160H264L263 158H264V154L262 153V152H264V147L262 148V146H264V145H262L263 144V139L262 140H260L259 141V139H261V138H259V137H257V138H254V139H252L253 138V136H251L250 135V133H249V135L248 136H251V137H249V138H251V140L250 139H248V137H246ZM242 137V138H243ZM256 137V136H255ZM263 138V137H262ZM194 141H196L195 140V138L193 139ZM248 140H250V141H248ZM253 140H257V141H253ZM252 141V142H251ZM262 141V143H261V146H260V142ZM256 142V144L258 145L259 144V146H255L256 144H254V143ZM247 143V144H248ZM250 143H252V144H250ZM187 144H190V143H187ZM192 144V143H191ZM243 144V143H242ZM244 145H242V146H244ZM251 145H252V147H251ZM245 147V146H244ZM259 147V148H258ZM257 150H256V149ZM260 149H261V151H260ZM262 149H263V151H262ZM238 150H240V151H238ZM252 150H255V152H257V151H260V153L259 152H257V153H255V155L253 156V154H254V151H252ZM251 151V152H250ZM216 152V158L214 157V159L217 161V163H215V164H217V165H215V166H217L218 167V169L219 168H222V166H223V164L224 163H226L227 161H225L224 162V159L222 158V157H220L219 155H220V152L219 151H215ZM218 152H219V154H218ZM245 152H247V153H245ZM250 152V153H249ZM232 153V152H231ZM261 153H262V160L260 159V155H261ZM247 154H249V157H246V156H248ZM213 154H212V152H211V156H212ZM228 155V154H227ZM232 155V156H233ZM162 156V155H161ZM214 156V155H213ZM234 156H233V161L232 162H234V159L235 158H237V157H235L234 158ZM246 157V158H243V157ZM260 156V157H259ZM21 157V156H20ZM19 157V158H20ZM168 157V156H167ZM259 157V159H257ZM14 158V157H13ZM18 158V159H19ZM162 158V157H161ZM160 158V159H161ZM166 158V157H165ZM227 158H229V157H227ZM226 158V159H227ZM241 158H239L238 157V161H239V163L240 164H238V163H236V161H235V163H236V166H237V164H238V166H240L241 167V164L243 163L242 161H241ZM16 159V158H15ZM21 159V158H20ZM163 159V158H162ZM167 159V158H166ZM212 159H213V157H212ZM222 159V161H220V160ZM231 159V158H230ZM229 159V160H230ZM231 159V160H232ZM4 160V159H3ZM2 159H1V161H3ZM9 160V159H8ZM13 160V159H12ZM12 160H9V161H12ZM17 160V159H16ZM236 160V159H235ZM254 160V161H255ZM262 161V163H260V162H258V161ZM14 161V160H13ZM163 161V160H162ZM165 161V160H164ZM214 161V160H213ZM245 161V163L244 164H242L243 166H245L246 167V165L247 166H249L250 167V164L252 165L254 162L252 161V162H250V160H248V162H246ZM222 162V163H221ZM214 163V162H213ZM228 163V162H227ZM247 163V164H246ZM248 163H250V164H248ZM165 164H166V162H165ZM168 164V163H167ZM229 164H231V162H229ZM256 164H254V165H256ZM260 164V165H259ZM163 165V166H162ZM161 166L162 167H164L165 165L164 164H162ZM227 166H229L228 164H226ZM232 165V164H231ZM229 166L228 168H231L232 167V170H233V173H234V171L236 172V170H237V168H238V170H240L239 168L240 167H238L237 166V168H235L236 166H234V164H233V166ZM225 166V165H224ZM226 166V167H227ZM242 166V168H244ZM258 166L257 167H255L256 169H258ZM167 167V166H166ZM169 167V166H168ZM167 167V168H168ZM264 167V166H263ZM254 168V169H255ZM217 169V170H218ZM236 169V170H235ZM247 169V168H246ZM259 169H258V171H259ZM166 170H168V169H166ZM169 170H170V168H169ZM222 170V176L225 178V180H224V178L222 179V181L224 182H226V179L228 178L229 179V175H230V171H231V169H229L230 171H228L227 170V168L226 169H224V167L221 169ZM238 170H237V173H238ZM248 170H249V168H248ZM248 170H246V171H248ZM250 170H252V166H251V169ZM264 170V169H263ZM241 171H243L242 169L239 171V172H241ZM221 172V171H220ZM228 172H230V173H228ZM244 172V171H243ZM243 172H241L242 174H243ZM251 172V171H250ZM250 172H248L249 174H250ZM171 173V172H170ZM232 173V176L230 175V177H232V180L234 179H236L235 177H236V175L235 174H237V173H234L233 174ZM253 173V172H252ZM229 174V175H228ZM240 173H238V175H239ZM245 174V173H244ZM246 174H247V172H246ZM253 174H256L257 175V173H256V171H255V173H253ZM258 174H259V172H258ZM264 174V173H263ZM168 175V174H167ZM171 175V178H169L170 180L172 179V174H170ZM217 175H218V173H217ZM219 175H221L220 173H219ZM233 175H234V178H233ZM237 175V176H238ZM252 175V174H251ZM180 176V175H179ZM204 176V175H203ZM207 176V175H206ZM228 176V177H227ZM243 176V175H242ZM254 176V175H253ZM252 176V177H253ZM259 176V175H258ZM257 176V177H258ZM264 176V175H263ZM182 177V176H181ZM219 177V176H218ZM227 177V178H226ZM239 177H241V176H239ZM251 177V176H250ZM250 177L248 176V178H249V181H251L250 180ZM251 177V178H252ZM176 178H179V177H176ZM208 178V177H207ZM222 178V177H221ZM238 178V177H237ZM260 178H263L264 179V177H259V178H255V179H260ZM185 179L186 178H184V181H185ZM241 179H243V178H241ZM173 180V179H172ZM171 180V183L174 181H172ZM176 180H178L179 181V179H176ZM203 180H205V179H203ZM209 180H211V179H209ZM208 180V181H209ZM230 180V179H229ZM232 180H230L231 181V184H229L228 183V180H227V184L228 185H226L227 187H229V185H231V186H233L232 185ZM239 180V179H238ZM248 180V179H247ZM246 180V181H247ZM253 180V179H252ZM181 181H183V180H181ZM206 181H207V179H206ZM221 181V180H220ZM257 180H255V182H256ZM202 182V181H201ZM210 182H212V181H210ZM209 182V183H210ZM234 182H237L236 180L234 181ZM254 182V181H253ZM263 182V180L261 181V183ZM169 183H170V181H169ZM170 183V184H171ZM182 184H183V182H181ZM185 183V182H184ZM205 182H203V184H204ZM219 183V182H218ZM251 183V182H250ZM250 183L248 182V184L250 185ZM257 183V182H256ZM261 183H260V185L259 186H261ZM264 183V182H263ZM174 184H176V188L177 187H179L178 186V183H174ZM174 184L172 183V185H171V187H173L174 188ZM181 184V185H182ZM189 184V183H188ZM202 184V183H201ZM221 184V183H220ZM219 184V185H220ZM223 185L222 186H224V183H222ZM246 184H247V182H246ZM253 184V183H252ZM258 184V183H257ZM169 185V184H168ZM204 185H206V184H204ZM203 185V186H204ZM184 186V185H183ZM186 186V185H185ZM185 186L183 187V188H185ZM188 186V185H187ZM201 186V185H200ZM207 186V185H206ZM212 186V183H211V185H210V187ZM221 186V185H220ZM230 186V187H231ZM239 186V185H238ZM243 186H245V189H246V187H247V185H243ZM243 186H241V188L242 189H240V191H239V189H238V191H239V193L241 192V190L244 192V188H243ZM252 186V185H251ZM253 186H255V185H253ZM252 186V187H253ZM258 186V187H259ZM202 187V186H201ZM209 187V186H208ZM209 187V188H210ZM226 187V188H227ZM257 187V185H256V189L258 188ZM168 188H170L169 186H168ZM173 188H170V190H168V192L170 191V193H172L174 190H173ZM187 188V191H188V187H186ZM207 188V187H206ZM209 188H207V189H209ZM223 188V187H222ZM233 188V187H232ZM239 188H240V186H239ZM248 189H249V187H247ZM254 188V187H253ZM262 188H264V186L262 187ZM190 189V188H189ZM204 190H205V188H203ZM247 189V190H248ZM173 190V191H172ZM199 190H201L200 189V187H199ZM233 190H235V189H233ZM251 190H252V188H251ZM224 191V190H223ZM225 191H226V193H228V191L225 189ZM224 191V192H225ZM230 191H231V189H230ZM236 191L237 190H235V191H233L235 194H237L238 193V191H237V193H236ZM250 191V190H249ZM253 191V193H255L254 191H255V189L254 190H252ZM261 191V190H260ZM246 192H248V191H246ZM261 192H263V191H261ZM174 193V192H173ZM230 193V192H229ZM238 193V194H239ZM258 193H259V189H258ZM244 194H245V192H244ZM252 194V193H251ZM173 195V194H172ZM221 195V194H220ZM223 195V194H222ZM228 195H230V194H228ZM228 195H225V196H228ZM232 195H234V194H232ZM253 195V194H252ZM256 195V194H255ZM224 196V197H225ZM231 196V195H230ZM247 196V195H246ZM249 196H251V195H248L247 197H249ZM260 196H261V193H260ZM223 197V196H222ZM240 197H242V195H239V198ZM244 197V196H243ZM242 197V198H243ZM247 197H245V198H247ZM252 197V196H251ZM250 197V198H251ZM257 197H259V195L257 196ZM264 197V196H263ZM171 198H173L174 199V197H171ZM227 198V197H226ZM230 198H232V196L230 197ZM229 198V199H230ZM253 198V197H252ZM204 199V198H203ZM210 199V198H209ZM214 199V198H213ZM212 199V200H213ZM219 199V198H218ZM228 199V198H227ZM234 198H232V200H233ZM235 199H237V197L235 198ZM241 199V198H240ZM239 199V201H241ZM257 199H259V198H256V200ZM264 198H262L261 200H263ZM205 200H207V199H205ZM224 199L222 198V201H223ZM232 200H231V202H232ZM238 200V199H237ZM236 200V201H237ZM245 200V199H244ZM252 200V199H251ZM260 200V199H259ZM218 201V200H217ZM249 201H250V199H249ZM258 201V200H257ZM213 202V201H212ZM225 202H226V204L228 203L227 202V200H225ZM225 202H223V204H225ZM230 202V203H231ZM235 202V200L233 201V203ZM238 202V201H237ZM237 202H235V204L236 205H234L233 203H231V205L233 204V207H231V208H228L229 210H227L228 212H227V214L229 213V215L228 216H226V217H229L233 222H237L238 223V225H239V222H240V224H241V222L242 223H244V222H248L249 224H257L258 225V228H260L259 229V231H263L262 233L264 234V206H262L261 204H264L262 201H260V202H258V203H260V205H257V204H253V203H256V202H253V200H252V204L250 205L249 203L247 204V199H246V205H245V202L243 203L244 205H241V206H239L240 204L239 203H241V202H239V203H237ZM219 203H221V202H219ZM220 205V204H219ZM222 205V204H221ZM220 205V206H221ZM230 205V204H229ZM230 205V206H231ZM238 205V206H237ZM217 206V205H216ZM215 206V207H216ZM228 206V205H227ZM223 207V206H222ZM202 208H204L205 209V207L203 206ZM216 209V208H215ZM224 209V208H223ZM226 209H227V207H226ZM206 210H208V209H206ZM205 211V210H204ZM219 211H220V209H219ZM223 211V210H222ZM225 211V210H224ZM209 212H211L212 213V211H210L209 210ZM215 212H217V211H215ZM220 214H221V211H220ZM224 214H226V213H224ZM212 215V214H211ZM222 215H223V213H222ZM210 217V216H209ZM212 217V216H211ZM218 217V216H217ZM216 217V218H217ZM219 217H220V215H219ZM218 217V218H219ZM208 218V217H207ZM225 218V217H224ZM195 219V218H194ZM229 219V220H230ZM193 220V219H192ZM188 221H190V220H188ZM195 221V220H194ZM212 221V220H211ZM219 221V220H218ZM192 222V221H191ZM186 223H187V221H186ZM188 223H190V222H188ZM212 223V222H211ZM221 223V222H220ZM194 224V223H193ZM193 224L191 223V225L193 226ZM227 224V223H226ZM226 224H225V226H226ZM234 224H236V223H234ZM245 224V223H244ZM190 225V226H191ZM212 225V224H211ZM215 225H216V223H215ZM218 225V224H217ZM216 225V226H217ZM223 225H224V223H223ZM188 226V225H187ZM219 226V225H218ZM220 226H222V225H220ZM247 226V225H246ZM252 226V225H251ZM254 226V225H253ZM195 227V226H194ZM223 227V226H222ZM227 228V227H226ZM228 228H230L229 226H228ZM234 228V227H233ZM246 228H248V227H246ZM254 228H255V226H254ZM256 228H257V226H256ZM195 229V228H194ZM220 229V228H219ZM238 229V228H237ZM244 229V228H243ZM252 229V228H251ZM221 230H222V232H223V229L221 228ZM220 230V231H221ZM231 230V229H230ZM245 230V229H244ZM248 230V229H247ZM250 230V229H249ZM233 231V230H232ZM231 231V232H232ZM238 232H242L241 230L239 231V230H237ZM257 231V230H256ZM225 232V231H224ZM228 232V231H227ZM231 232L229 233L230 235H232L231 234ZM245 232H247L246 230H245ZM254 232V231H253ZM219 233V232H218ZM249 233V232H248ZM261 233V234H262ZM221 234V233H220ZM227 235L228 233H224L223 235ZM235 234V233H234ZM239 234H241V233H239ZM242 234H244V233H242ZM250 234H251V232H250ZM150 235V234H149ZM247 234H245V236H246ZM256 235V234H255ZM222 236V235H221ZM237 236V235H236ZM252 236V235H251ZM259 236H260V234H259ZM153 237V239H152V241L154 240L155 241V239H154V236H152ZM226 237H228V236H226ZM234 237V236H233ZM262 237V236H261ZM147 238V237H146ZM224 238V237H223ZM229 238H230V236H229ZM228 238V239H229ZM242 238V237H241ZM241 238H235L236 240H238V239H241ZM148 239V238H147ZM226 239V238H225ZM256 239V238H255ZM146 240V239H145ZM177 240H179V239H177ZM231 240H232V237H231ZM234 240V239H233ZM243 240V239H242ZM257 240V239H256ZM147 241V240H146ZM165 241V240H164ZM169 241V240H168ZM244 241V240H243ZM149 242V241H148ZM147 242V243H148ZM235 242H237V241H235ZM239 242H241L240 240H239ZM238 242V243H239ZM247 242V241H246ZM264 242V241H263ZM153 243V242H152ZM165 243V242H164ZM232 243V245L234 246V244H233V242H231ZM249 243V242H248ZM252 243V242H251ZM150 244H151V242H150ZM166 244V243H165ZM168 244V243H167ZM228 244H229V242H228ZM245 244V242L243 243V245ZM255 244H256V242H255ZM255 244H253L252 243V245H254V246H251V247H255L256 245ZM148 245V244H147ZM162 245V244H161ZM240 245V244H239ZM242 245V246H243ZM163 246V245H162ZM172 246V245H171ZM224 246V245H223ZM230 246V245H229ZM236 246H238V244L236 245ZM235 246V247H236ZM245 246V245H244ZM259 246V245H258ZM262 246V245H261ZM151 247V246H150ZM165 247V246H164ZM167 247V250L166 251H168V249H169V247H168V245L166 246ZM232 247V246H231ZM230 247V248H231ZM248 247V246H247ZM249 247H250V245H249ZM260 247V246H259ZM147 248H149L148 246H147ZM224 248V247H223ZM234 248V247H233ZM233 248H231V249H233ZM238 248V247H237ZM240 248H241V245H240ZM225 249H226V247H225ZM228 249V248H227ZM252 249H256V247L255 248H252ZM259 248H257V250H258ZM229 250V249H228ZM234 250V249H233ZM232 250V251H233ZM240 249L238 248L237 249V251H239ZM242 250V249H241ZM248 249H246V250H244V251H247ZM256 250V251H257ZM260 250V249H259ZM230 251V250H229ZM170 252V251H169ZM169 252H168V254H169ZM250 253H251V251H249ZM253 252H254V250H253ZM261 252V251H260ZM232 253V252H231ZM239 253H241V252H239ZM262 253V252H261ZM171 254V253H170ZM253 254V253H252ZM263 254V253H262ZM261 254V255H262ZM167 255V254H166ZM234 255V254H233ZM243 255V254H242ZM246 255V254H245ZM248 255V254H247ZM246 255V256H247ZM258 255H260V254H258ZM231 256H232V254H231ZM235 256H236V254H235ZM170 257V256H169ZM171 257H173L174 258V256H171ZM170 257V258H171ZM252 257V256H251ZM250 257V258H251ZM166 258V257H165ZM233 258V257H232ZM244 258H246V257H244L243 256V260H244ZM236 259V258H235ZM235 259H231V260H235ZM241 259V258H240ZM239 259V260H240ZM247 259V258H246ZM237 260V259H236ZM243 260H241V261H243ZM250 261V260H249ZM252 261V260H251ZM234 262V261H233ZM232 262V263H233ZM165 262H163V264H164ZM177 263H178V260H177ZM229 263V262H228ZM175 264V263H174ZM237 264V263H236ZM238 264H239V262H238Z\"/></svg>", "mask_w": 264, "mask_h": 264}]
</instances>
